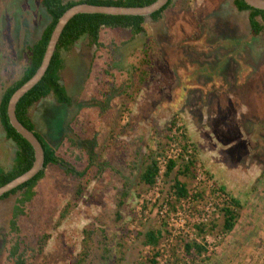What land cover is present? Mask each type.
<instances>
[{
    "label": "rangeland",
    "instance_id": "obj_1",
    "mask_svg": "<svg viewBox=\"0 0 264 264\" xmlns=\"http://www.w3.org/2000/svg\"><path fill=\"white\" fill-rule=\"evenodd\" d=\"M49 22L38 0H0V101L23 73L27 46ZM144 23L146 33L138 35L103 29L102 46L78 41L63 53L62 81L72 105H58L50 95L31 109L36 129L59 154L79 170L89 155L95 163L83 179L57 166L45 169L19 224L30 246L50 236L32 264H73L86 226L98 231L93 264H114L120 249L122 264H140L156 251L155 264H191L195 258L196 264H264V29L252 37L248 12H239L233 0H173L161 18ZM146 42L150 78L136 91L128 87L131 71L144 58ZM175 117L195 146L194 161L214 183L211 190L195 188L191 167L180 177L188 189L184 201L170 194L185 165L180 161L159 186L139 182L146 156L158 157L166 148ZM15 151L0 124V167L11 168ZM79 183L84 195L61 220ZM215 190L226 201L211 200ZM18 195L0 199V264H10L9 221ZM232 198L240 202V216L233 232L224 233L220 210L232 206ZM196 225L206 231L199 233ZM150 228H162L164 235L155 248L143 244ZM188 242L206 244L208 253L187 254Z\"/></svg>",
    "mask_w": 264,
    "mask_h": 264
},
{
    "label": "trees",
    "instance_id": "obj_2",
    "mask_svg": "<svg viewBox=\"0 0 264 264\" xmlns=\"http://www.w3.org/2000/svg\"><path fill=\"white\" fill-rule=\"evenodd\" d=\"M40 5L45 9L46 13L50 17V22L42 30L39 38L32 44L27 46V63L23 70L21 77L11 83L4 91L0 101V124L6 135L16 145V151L11 168L5 170L0 167V187L10 182L14 178L20 176L31 168L34 161V149L29 142L23 138L11 125L7 115V105L12 94L23 85L28 79H30L37 71L43 60L50 36L52 31L62 14L70 7L79 3H88L93 5H115V6H146L153 3L156 0H38ZM173 0L161 8L159 11L154 12L151 15V19L156 21L161 18V15L166 11ZM234 5L239 12H248V22L250 26V32L252 37L258 36L264 29V26L260 23L258 18L264 21V10H259L250 7L244 0H234ZM145 18L143 16H130V15H107V14H78L75 15L65 26L59 42L57 44L55 53L50 61V64L42 77V79L28 91L17 103L16 116L18 120L29 130H31L41 142L44 149V168L31 180L25 182L19 187L13 189L10 192L5 193L0 199H6L11 195L19 193L16 198L15 204L12 209L10 221H9V239L7 246L6 259L10 264H32L33 259L43 252L47 242L50 238L48 234H43L38 238L35 246L28 245L21 236L20 220L26 214L27 205L33 200L36 195V186L45 176V169L49 166H57L64 170L68 176H75L78 179H83L89 172V169L93 167V158L89 155L90 160L87 166L83 170L77 169L74 163L67 160L64 156L59 154L57 146L52 145L37 129L36 124L31 117V109L38 102L43 101L50 95H53L54 101L58 105H72V97L68 93L65 84L62 81V71L65 69L66 64L63 58V53L70 52L78 41L82 38L88 39V42L92 45L102 46L99 42L100 32L103 29L121 28L130 30L133 35L146 33ZM151 49L150 43H144L142 49L144 58L139 65L132 67L131 76L132 85L135 86L136 91H139L143 84L150 78V70L147 67L151 66V60L149 50ZM145 64V65H144ZM145 67V68H141ZM63 83V84H62ZM179 118L175 117L171 121L170 129L175 125ZM184 140H189L188 136L183 137ZM77 146L76 142H73ZM194 145V144H193ZM84 150L83 145H78ZM86 150V149H85ZM160 153L158 154V156ZM146 159V166L142 174L139 176V182L149 188L155 185V179L158 174L157 167V154L153 152L149 153ZM196 152L193 158L196 159ZM194 159L183 165V168L177 170L173 182L170 186V194H172L176 200L187 197L188 189L187 184L180 177L187 176L192 173V163ZM176 166V162L170 161L166 170V176L168 177ZM182 169V170H181ZM85 185L79 183L75 190V202L67 204V206L61 212V220L65 219L69 214L70 209L77 206L78 201L83 197L85 192ZM223 189V188H222ZM123 199L128 197L127 192H124ZM120 199L117 204L118 210L124 204V200ZM232 206H224L220 212L223 215L222 231L224 233H231L235 229L239 219V212L236 210L240 208V202L236 199H231ZM119 212V211H118ZM199 233L206 231V226L196 225ZM214 227V226H213ZM83 238L81 242V249L73 264H93L94 252L96 249V235L97 229L93 226H86L83 229ZM104 235V234H103ZM164 237L162 228H150L143 233V244L148 247H157ZM105 238V237H104ZM123 244L120 245L122 247ZM185 250L187 254H195V257L208 253L206 244H199L197 242H188L185 244ZM120 256H118L114 264H122L125 260V253L123 249H120ZM160 255L159 251H156L151 258H145L140 264H155V259ZM209 256H206L205 260H208ZM202 259V258H201ZM197 258H195L191 264H196ZM165 264H179V261L172 263L167 260Z\"/></svg>",
    "mask_w": 264,
    "mask_h": 264
},
{
    "label": "water",
    "instance_id": "obj_3",
    "mask_svg": "<svg viewBox=\"0 0 264 264\" xmlns=\"http://www.w3.org/2000/svg\"><path fill=\"white\" fill-rule=\"evenodd\" d=\"M247 5L252 8L264 10V0H244ZM169 0H156L153 3L146 6H115V5H93L88 3H79L68 10H66L62 16L58 19L52 34L50 36L43 60L41 65L34 73V75L28 79L23 85H21L10 97L7 105V115L11 125L15 130L25 138L34 149V161L29 170L14 178L10 182L0 187V197L7 192L19 187L25 182L31 180L44 168V149L36 137V135L25 127L16 116V106L19 100L30 91L44 76L50 61L55 53L60 36L67 25V23L78 14H107V15H130V16H143L151 18V15L163 8Z\"/></svg>",
    "mask_w": 264,
    "mask_h": 264
},
{
    "label": "built area",
    "instance_id": "obj_4",
    "mask_svg": "<svg viewBox=\"0 0 264 264\" xmlns=\"http://www.w3.org/2000/svg\"><path fill=\"white\" fill-rule=\"evenodd\" d=\"M185 135L186 132L184 130L183 124L180 120H177V122L169 132L168 144L166 148L157 158L158 174L156 176L155 185L153 187L159 186L161 177L166 173L170 161H180L184 164H188L193 160V155L195 154V146L193 145V142L191 140L183 139ZM192 168L195 170L196 179L194 182V187L196 186L198 189L202 185L208 188V190L214 188L213 180L208 177V175L206 174L207 172L204 170V168H202L200 163H192ZM213 198H216L215 200L217 203L218 201H226V196L219 190H215L213 196L211 197V200H213ZM183 199L184 198L180 199L179 201H184ZM210 204L213 203L211 202ZM199 223L204 222L200 221ZM193 231L195 232V228H193Z\"/></svg>",
    "mask_w": 264,
    "mask_h": 264
},
{
    "label": "flooded vegetation",
    "instance_id": "obj_5",
    "mask_svg": "<svg viewBox=\"0 0 264 264\" xmlns=\"http://www.w3.org/2000/svg\"><path fill=\"white\" fill-rule=\"evenodd\" d=\"M234 1V0H233ZM234 3V2H233Z\"/></svg>",
    "mask_w": 264,
    "mask_h": 264
},
{
    "label": "crops",
    "instance_id": "obj_6",
    "mask_svg": "<svg viewBox=\"0 0 264 264\" xmlns=\"http://www.w3.org/2000/svg\"><path fill=\"white\" fill-rule=\"evenodd\" d=\"M197 151V150H196Z\"/></svg>",
    "mask_w": 264,
    "mask_h": 264
}]
</instances>
